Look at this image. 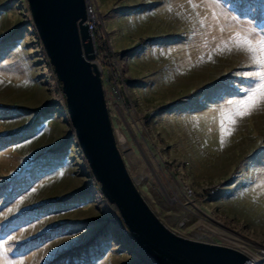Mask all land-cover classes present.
Segmentation results:
<instances>
[{
  "label": "rangeland",
  "instance_id": "rangeland-1",
  "mask_svg": "<svg viewBox=\"0 0 264 264\" xmlns=\"http://www.w3.org/2000/svg\"><path fill=\"white\" fill-rule=\"evenodd\" d=\"M90 2L118 145L146 200L177 233L263 260L264 105L226 122L223 143L219 118L254 86L258 66L232 38L264 36V0ZM0 253V264H158L101 191L28 0H0Z\"/></svg>",
  "mask_w": 264,
  "mask_h": 264
},
{
  "label": "water",
  "instance_id": "water-1",
  "mask_svg": "<svg viewBox=\"0 0 264 264\" xmlns=\"http://www.w3.org/2000/svg\"><path fill=\"white\" fill-rule=\"evenodd\" d=\"M43 46L62 82L77 140L100 183L141 248L158 264H249L229 245L183 236L154 211L131 175L118 145L103 71L86 23L88 0H28ZM264 264V263H263Z\"/></svg>",
  "mask_w": 264,
  "mask_h": 264
},
{
  "label": "snow or ice",
  "instance_id": "snow-or-ice-1",
  "mask_svg": "<svg viewBox=\"0 0 264 264\" xmlns=\"http://www.w3.org/2000/svg\"><path fill=\"white\" fill-rule=\"evenodd\" d=\"M252 34L249 33H236L232 38L235 42V48L237 51H244L249 55L250 61L258 66V70L251 75L254 77V86L246 90L243 99L232 102L230 108H222L220 110V132L221 142L223 143L225 135H230L234 130L226 125H235L237 117H244L251 115L254 110H257L264 105V36L253 39ZM228 51H232V47L223 42ZM35 191V189H33ZM4 253H0L2 257ZM12 264V262H8ZM18 264H23V261H19Z\"/></svg>",
  "mask_w": 264,
  "mask_h": 264
},
{
  "label": "built area",
  "instance_id": "built-area-1",
  "mask_svg": "<svg viewBox=\"0 0 264 264\" xmlns=\"http://www.w3.org/2000/svg\"><path fill=\"white\" fill-rule=\"evenodd\" d=\"M86 23L88 25L89 31L92 33V37L97 49V57L95 60L101 65L103 75L106 73V76L103 77V80L105 78V81H109L112 78L114 68L109 66L108 60L110 57H108V54L101 52L99 45V30L101 21L98 13H96L94 7L91 5L90 0H88V17Z\"/></svg>",
  "mask_w": 264,
  "mask_h": 264
},
{
  "label": "bare ground",
  "instance_id": "bare-ground-1",
  "mask_svg": "<svg viewBox=\"0 0 264 264\" xmlns=\"http://www.w3.org/2000/svg\"><path fill=\"white\" fill-rule=\"evenodd\" d=\"M204 236V235H203ZM264 263V259L260 260V261H254L253 259L249 262V264H263Z\"/></svg>",
  "mask_w": 264,
  "mask_h": 264
},
{
  "label": "trees",
  "instance_id": "trees-1",
  "mask_svg": "<svg viewBox=\"0 0 264 264\" xmlns=\"http://www.w3.org/2000/svg\"><path fill=\"white\" fill-rule=\"evenodd\" d=\"M59 83L62 85V82L61 81H59ZM84 245H86V244H84ZM82 245H80L79 247H81ZM72 251H74V249H70V250H68L67 252L68 253H70V252H72ZM60 258V255L54 260V261H57V259H59ZM54 263V262H53ZM50 264H52V262L50 263Z\"/></svg>",
  "mask_w": 264,
  "mask_h": 264
}]
</instances>
